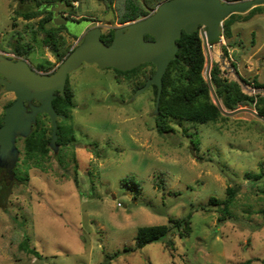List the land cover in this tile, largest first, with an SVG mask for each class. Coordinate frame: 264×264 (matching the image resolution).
I'll return each instance as SVG.
<instances>
[{
    "label": "rangeland",
    "instance_id": "374dc122",
    "mask_svg": "<svg viewBox=\"0 0 264 264\" xmlns=\"http://www.w3.org/2000/svg\"><path fill=\"white\" fill-rule=\"evenodd\" d=\"M139 1L150 10L160 0ZM120 3L108 8L98 0L73 1L66 12L88 19L80 23L54 12L49 26L65 25L77 36L61 32L60 53L78 46L87 27L101 26L104 33L130 23H119ZM36 8L0 0V54L9 56L21 39L32 49L34 67L50 61L47 69L54 71L60 62L41 35L34 36L40 18L21 15ZM211 58L223 77H241L245 94L264 96V88L252 85L264 84V12L236 23L232 38H223ZM68 78L74 108L61 124L73 127L76 141L57 157L50 152L43 168L26 167L20 153L19 181L0 201V264H264V176L254 179L264 167L263 121L248 112L207 125L174 120V131L160 134L152 87L136 95L144 75L128 81L112 69L83 64ZM11 98L0 92V121ZM229 187L238 192L231 218L220 222L210 199L224 201ZM188 214L191 233L181 238L173 230V250L163 242L134 250L138 228L168 225Z\"/></svg>",
    "mask_w": 264,
    "mask_h": 264
},
{
    "label": "water",
    "instance_id": "95a60500",
    "mask_svg": "<svg viewBox=\"0 0 264 264\" xmlns=\"http://www.w3.org/2000/svg\"><path fill=\"white\" fill-rule=\"evenodd\" d=\"M60 3H57L59 6ZM62 7V4H60ZM264 6V0H167L160 3L148 16L140 15L134 21L117 27L110 45H106L101 36V26L87 27L81 43L70 52L53 74H41L34 71L25 59L13 60L0 54V74L5 80L7 92L15 93L16 101L5 110V122L0 126V169L6 186L15 178V167L19 159L16 146L17 137H28L38 114H47L52 122L53 131L50 148L58 153L57 119L65 116L58 114L53 107L56 92L64 95L65 84L70 73L83 64H95L101 69H116L121 72L133 70L143 64L155 65L156 71L145 85L138 89L143 93L152 86L157 87L155 114L158 115L163 88V77L171 61L179 51L177 41L183 32H199L205 53V80L214 104L225 117H232L241 112H248L264 122V117L248 108L226 111L212 85L211 52L220 50L223 41V23L232 14H246L255 7ZM56 6L51 11L57 13ZM78 23V22H77ZM150 36L152 40H146ZM225 66L226 55H220ZM220 68V65H218ZM241 88L246 83L236 73ZM243 89V88H242ZM36 100L40 105L32 104ZM25 102L29 104L27 110ZM1 180V179H0Z\"/></svg>",
    "mask_w": 264,
    "mask_h": 264
},
{
    "label": "trees",
    "instance_id": "16d2710c",
    "mask_svg": "<svg viewBox=\"0 0 264 264\" xmlns=\"http://www.w3.org/2000/svg\"><path fill=\"white\" fill-rule=\"evenodd\" d=\"M76 0H18L21 5L27 3H34L36 9L21 14L22 17L28 20L39 19L37 23L34 36L41 35V41L44 46H48L54 51L60 61L67 56L72 50L66 49L64 53H60L64 39L58 34L62 28L48 27L47 24L51 20L53 14L48 10L45 5L62 3L67 7H73L72 2ZM105 4L108 8H113L114 0H98ZM167 0H160L159 3L153 9L142 10L139 0H121L120 8L121 15L119 20L121 24L134 21L139 15L148 16L151 12L162 2ZM73 12H75L73 10ZM264 12V6H258L250 10L247 14H232L223 23V37L226 40H230L233 36V26L238 22H248L253 17ZM88 19L81 18L75 20L76 22L85 21ZM91 22H94L91 20ZM116 28H111L104 32L101 39L106 45H110L114 38V32ZM77 38V36H73ZM150 36H146V40H152ZM179 44V51L177 57L170 62L168 69L163 77V88L160 98L159 113L156 116V129L160 134L173 132L174 129L169 126L171 121L177 120L186 123H192L196 125H207L210 123H217L220 120L227 119L221 114L219 109L213 102L210 94V90L205 80V66L206 58L202 47V40L199 32L193 34H187L183 32L182 37L177 41ZM224 54L228 57V51L226 47H222ZM32 49L29 45L21 42V39L17 40L12 46V52L17 56H29ZM48 64H51L48 62ZM236 68L235 64H232ZM41 71H47L46 66H41ZM118 76L125 78L128 81H133L138 77L144 75L145 81L137 85L135 91L143 87L146 81L152 77L156 71L155 65L151 63L143 64L133 70L127 72H121L116 69H112ZM212 85L215 92L226 111H235L243 106L253 107L255 111L262 117H264V96L255 95L250 96L243 92L240 84L236 81H231L222 76L221 70L217 63H214L210 72ZM248 84V83H247ZM250 84V83H249ZM254 88H264V84H260L254 81L252 84ZM154 91L156 103L157 87L152 86ZM73 95L65 92V97L59 95L57 99L53 101V106L58 113L64 114L67 118L70 117L71 111L74 108ZM3 121V119H2ZM3 123V122H1ZM0 123V125H1ZM39 123V122H38ZM52 129L47 130L36 125L33 133L28 137L25 142V156L23 163L35 168H43V164L49 158L50 149L48 143L50 141V135ZM193 135L192 137H194ZM58 144L64 148H67L73 142L76 141V136L73 127L70 125L58 123ZM199 141L194 139L192 141V148L194 150L199 149ZM261 173L254 179L258 180L264 176V167L261 168ZM19 169L17 167L15 171V180L18 179ZM77 183V179H74ZM159 183L158 185H160ZM139 190V185H134ZM9 189L6 185H0V201L5 202V190ZM227 198L224 201H219L216 198L210 199V205L217 206L218 212L221 217L219 221L222 222L228 218H231L230 208L236 198L238 189L237 187H229L227 189ZM4 204V203H3ZM168 225L157 226H144L137 230L135 248L141 249L148 244L154 242H163L169 249H174V242L168 239L170 233L176 230L181 238L188 237L191 233V215L188 214L178 219H171ZM109 264V263H106ZM239 264H252L251 261H245Z\"/></svg>",
    "mask_w": 264,
    "mask_h": 264
},
{
    "label": "flooded vegetation",
    "instance_id": "af4514ba",
    "mask_svg": "<svg viewBox=\"0 0 264 264\" xmlns=\"http://www.w3.org/2000/svg\"><path fill=\"white\" fill-rule=\"evenodd\" d=\"M60 4H62V3H60ZM60 4H59V6L58 5H53V4H50V5H48V4H46L45 6L46 7H48V10L50 9V7H52V6H57L58 7V14L59 15H61L62 16V18L65 20V21H70V22H76L75 20L76 19H73L72 18V16H70L69 15V13L68 12H66L67 10H68V7L65 5V4H62V7L60 6ZM52 12V11H51ZM53 14V16H54V12H52ZM51 21V20H50ZM49 21V22H50ZM78 23H80V22H78ZM47 26L48 27H54V28H62V30L59 32V34H58V37H59V35L61 34V32H65L66 34H67V36L68 37H72L73 38V36L74 35H72L70 32H69V29L65 26V25H50L49 26V23L47 24ZM64 36V35H63ZM63 39L65 38V37H62ZM81 43V41L79 42V44ZM78 44V45H79ZM65 45V43L62 45V48H63V46ZM46 48H48V49H50L51 50V48L50 47H48V46H45ZM77 47V46H76ZM75 47V48H76ZM61 48V49H62ZM74 48V49H75ZM74 49H72V50H74ZM52 51V53L54 54V56H55V62H57V61H59L60 62V64H61V62L70 54H68L67 56H65L63 59H62V61H60L59 60V58H58V55H56L55 53H54V51L53 50H51ZM8 57H10V58H12L13 60H18V59H25L27 62H28V64H29V66L34 70V71H36V72H38V73H41V74H53L56 70H54V71H50V70H47V71H41L40 69H41V66H46L47 68H48V66H51V62L50 61H48V62H50L51 64H48V62H46L45 64H41V65H39L38 67H34L33 66V64L30 62V60L28 59V57L27 56H17L16 54H14L13 52L11 53V54H9V56ZM58 68V67H57ZM0 79H2V80H5V77L3 76V75H1L0 74ZM5 85H4V83H0V92H2V91H4V92H6L7 94H11L12 95V98H11V100L9 101V103L7 104V106L5 107V110H6V108L8 107V106H10V105H12L15 101H16V99H17V97H16V95H15V93H13V92H7L6 91V89H5ZM68 92L69 93V95H73V103H74V94H73V89H72V83L70 82V80H69V78H67V81H66V84H65V92ZM56 94V98L55 99H57L58 98V96L59 95H61V96H63V97H65V93H64V95L63 94H61L60 92H56L55 93ZM54 99V100H55ZM53 100V101H54ZM32 104L33 105H36V106H38V105H40V103L38 102V101H36V100H33L32 101ZM25 106L27 107V110L28 111H30V108H29V104L27 103V102H25ZM54 107V106H53ZM54 109H55V107H54ZM5 110H4V115H3V117H2V119H3V121H2V119H1V121H0V123L1 122H3V123H1V125L0 126H2L3 124H4V122H5ZM55 111H56V109H55ZM57 112V111H56ZM72 112V111H71ZM58 113V112H57ZM58 114H61V115H64V114H62V113H58ZM65 116V115H64ZM46 119L49 121V123H50V129H52V131H53V125H52V122H51V119H50V117L47 115V114H44V113H41V114H38L37 115V118H36V122L32 125V131H31V133L29 134V136L28 137H30L31 136V134L33 133V131H34V129H35V127H36V125H38V124H40V126L42 127V128H44V129H47V130H50L48 127H47V121H46ZM67 119H69V118H67L66 116H65V118L64 119H57V124L59 123V121H63V120H67ZM39 122V123H38ZM28 137H21V136H19V137H17V139H16V146H17V148H18V143H21L22 144V150L20 151V149L18 148V150H19V157H20V153H22L23 154V156H25V149H26V147H25V140L28 138ZM59 138V137H58ZM51 139H52V133H51V135H50V141H49V143H48V147H49V149H50V152H52L53 153V155L55 156V157H57L58 155H59V150H61L62 149V147L58 144V140H57V144L59 145V149H58V153H55V151L52 149V148H50V142H51ZM50 152H49V154H50ZM18 163H19V159H18V162H17V164H16V167H15V171H16V169H17V167L19 166L18 165ZM1 173H2V170L0 169V185H6L5 184V179H4V177L3 176H1ZM15 181V178H14V180H13V182ZM12 182V183H13ZM11 183V184H12Z\"/></svg>",
    "mask_w": 264,
    "mask_h": 264
}]
</instances>
